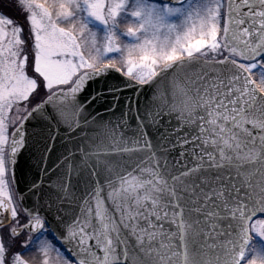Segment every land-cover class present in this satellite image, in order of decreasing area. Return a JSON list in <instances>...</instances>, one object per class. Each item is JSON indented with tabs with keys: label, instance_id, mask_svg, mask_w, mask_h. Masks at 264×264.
Segmentation results:
<instances>
[{
	"label": "snow or ice",
	"instance_id": "obj_1",
	"mask_svg": "<svg viewBox=\"0 0 264 264\" xmlns=\"http://www.w3.org/2000/svg\"><path fill=\"white\" fill-rule=\"evenodd\" d=\"M0 264H264V0H0Z\"/></svg>",
	"mask_w": 264,
	"mask_h": 264
}]
</instances>
